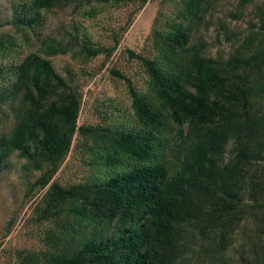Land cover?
<instances>
[{
    "label": "trees",
    "instance_id": "obj_1",
    "mask_svg": "<svg viewBox=\"0 0 264 264\" xmlns=\"http://www.w3.org/2000/svg\"><path fill=\"white\" fill-rule=\"evenodd\" d=\"M139 2L147 0H21L14 26L34 29L56 10ZM171 2L175 16L157 32L160 57L129 52L149 77L146 92L129 85L136 126H78L79 91L51 58L104 52L90 42L77 51V39H43L10 71L0 112L14 122L0 136V174L14 153L26 172H40L34 186L47 191L33 219L54 224L50 249L19 253L20 264H264V0H239L225 16L218 0ZM202 28H214L229 52L212 57L204 39L192 42ZM16 46L0 37V54ZM77 133L99 145L106 175L63 186L53 179Z\"/></svg>",
    "mask_w": 264,
    "mask_h": 264
},
{
    "label": "rangeland",
    "instance_id": "obj_2",
    "mask_svg": "<svg viewBox=\"0 0 264 264\" xmlns=\"http://www.w3.org/2000/svg\"><path fill=\"white\" fill-rule=\"evenodd\" d=\"M238 1L218 0L217 16L233 11ZM18 2L21 0H0V37H12L17 45L7 55L0 54V96L12 81L10 71L29 54L39 51L41 40L51 38L67 43L77 39V51L82 49L80 44L87 41L91 48L104 52L90 59L71 53L51 58L57 73L79 91L82 106L78 126L112 131L136 126L129 85L146 92L149 77L141 60L132 58L129 52L146 59L160 57L157 32L163 31L174 18L176 4L171 0H147L143 7L139 2L85 6L78 12L56 10L42 13L41 21L34 29L18 31L14 26ZM92 11H95L94 17L88 14ZM246 23H239L234 29L244 31ZM202 39L212 57L220 51L229 52L228 44L223 38L222 42L217 38L214 28L210 31L202 28L192 34V42ZM13 103L9 100L8 105ZM8 110L7 117L0 112V136L13 126L14 117ZM98 146L77 133L71 151L53 181L72 186L104 178L105 169L98 165ZM25 163L14 153L0 174V264H20L19 253H42L51 247L46 243V235L54 224H39L33 219L35 208L47 188L34 186L41 173L26 172Z\"/></svg>",
    "mask_w": 264,
    "mask_h": 264
}]
</instances>
